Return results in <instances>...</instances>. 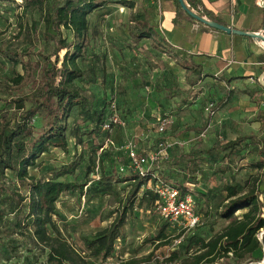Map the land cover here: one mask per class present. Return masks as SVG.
<instances>
[{"label": "rangeland", "instance_id": "374dc122", "mask_svg": "<svg viewBox=\"0 0 264 264\" xmlns=\"http://www.w3.org/2000/svg\"><path fill=\"white\" fill-rule=\"evenodd\" d=\"M143 1L133 0L130 8L106 0L104 7L89 14L90 45L79 59L85 73L76 82L92 100L73 110L68 118L66 135L70 147L75 145V155L79 153L84 158L76 168V179L85 186L82 191L73 188L61 192L55 202L53 219L61 234L87 256L89 264H115L132 257L141 259L149 253L153 254L149 264H154L155 258L161 259L172 250H179V262L184 248H188V252L194 251L201 240L225 224L226 221L215 217L216 209L227 201L224 184L235 185L240 193L258 185L257 192L264 204V192L259 191L264 183L262 169L252 165L264 159L258 152L264 148V96L258 95L252 106L242 109L235 117L214 110L211 106L214 95H201L197 84L190 85L194 74L186 75L185 70L166 53L152 47L149 38L136 42L131 40L128 24L132 17L143 15ZM19 2L0 1V46L22 50L29 45L23 43V33L16 35V24L21 20L23 24L34 22L36 35H30L33 51L49 53L51 43L42 40L44 27L39 13L27 11L20 16L22 7L17 6ZM188 18L193 19L189 15ZM64 34L70 38L68 32ZM17 68L20 70L19 66ZM3 74L10 75V62L0 56V75ZM0 97L7 98V95L1 92ZM110 102L115 105V114L121 122L113 123L109 130L99 126L95 129L98 115L95 117L93 112L99 114L101 110H107ZM1 108L9 112L13 109L12 104L0 100ZM163 118L168 121L161 131L159 126ZM241 135L250 137L239 153L224 156L217 149L204 151ZM169 136L173 138L168 140ZM160 141L164 142V149L152 160L150 156L157 151ZM130 144L148 158L150 168L159 162L161 172L172 170L177 180H184L189 187L207 192L211 213L207 219L204 211L199 214L198 210L199 224L189 230L182 229L162 219L155 207L157 199L152 189L140 187L125 213L113 253L102 259L100 255H91L92 247H88L87 242L93 240L96 232L108 226L130 203L127 196L132 180L99 181V164L106 172L115 169L122 176H129L134 171L127 154ZM194 150H202L196 155L197 170L192 169L191 163L187 167V158L181 156ZM75 155L72 149L66 154L60 148H51L37 159L38 165L30 172L48 178L53 168ZM62 178L69 179L68 176ZM147 186L151 187V184ZM15 187L22 194H27V187ZM241 212L235 211L230 218ZM5 218L0 222V264H40L44 261L42 248L36 246L26 233H11V215ZM263 233L264 230L258 232L259 239ZM160 234L166 238L157 239ZM177 238H181L179 245L174 243ZM11 246L14 250L10 249ZM260 255L256 252L250 263L241 264H264V247L261 258L257 260ZM21 256H25L24 259Z\"/></svg>", "mask_w": 264, "mask_h": 264}, {"label": "trees", "instance_id": "16d2710c", "mask_svg": "<svg viewBox=\"0 0 264 264\" xmlns=\"http://www.w3.org/2000/svg\"><path fill=\"white\" fill-rule=\"evenodd\" d=\"M113 1L122 6L133 7V0ZM173 1L176 11L182 12L178 1ZM186 1L194 8L192 2ZM105 3L106 0H20L17 3V6L22 7L20 16L25 15L27 11L39 13V20L44 27L42 40L51 43L50 51L47 54L39 50L33 51L30 35H36L34 22L23 24L21 20L16 24V35L23 33V43L29 45L22 50L0 46V56L10 62V75H0V93L7 95V98L0 97V100L12 104L13 107L11 112L0 109V222L11 215V233L20 235L26 233L36 246L42 248L45 260L40 264H89L87 256L81 254L61 234L53 217L56 212L55 202L61 192L73 188L82 191L85 186L76 179L78 175L76 168L84 158L79 153L75 155V145L70 147L66 132L68 118L73 110L91 103L92 100L76 80L82 78L85 73L79 65V59L90 45L88 16L95 9L104 7ZM65 31L70 34V38L64 34ZM128 31L133 42L149 38L152 47L174 59L186 70V75L194 74L190 85L200 79V69L197 68L199 65L191 64L187 59L183 60L172 52L167 40L156 32L146 17H132ZM219 78L226 83L229 81V78L224 76ZM227 97L228 94L213 103L211 105L213 109L221 108ZM112 103H108L107 110H101L99 114L93 112L95 117L98 115L95 129H99L98 126L103 129L102 125L106 118L115 112V105L111 108ZM249 137L237 136L217 146L212 145L204 151L211 152L217 149L222 151L224 156L236 154L247 145L245 141ZM51 148H60L66 154L72 149L75 156L53 168L48 178L31 173L30 169L38 165L37 159ZM201 151L194 150L181 154L187 158V167L191 163L193 170L198 169L195 159ZM258 152L264 156V148H260ZM252 165L262 169L261 173L264 176V159ZM165 173L161 172L159 162L149 167L144 174L134 170L129 176H122L115 169L106 172L104 166L99 164V181L132 180V182L127 196L130 203L120 210L108 226L97 231L93 240L87 242V246L92 247L91 255L96 257L100 255L104 259L113 253L114 241L119 235L125 213L133 203L136 193L140 187L151 189L147 185L152 186L157 181L175 185L182 194L190 193L196 206L200 207L196 209L197 212L199 210L200 214L204 211L205 217L207 219L210 217L211 206L207 204L209 201L207 192L195 190L189 187L186 181L177 180L172 170ZM64 176H68L69 179L63 180ZM15 185L27 187V194H22ZM256 187L240 193L235 185L224 184L223 190L227 201L220 204L215 211L216 219L226 221L221 229L207 239L201 240L194 251L188 252V248H184V255L179 262H177L180 257L179 250H172L161 259L155 258L154 264L250 263L256 257L254 256L256 252L261 253L257 259L259 260L264 247V233L261 239L257 234L264 230V204L257 192L258 185ZM259 191L264 192V183ZM153 194L157 199L156 194L154 192ZM237 210H242L240 215L230 218ZM160 238L165 239L166 236L160 234L157 239ZM10 249L14 250V246ZM152 256L153 254L149 253L141 259L132 257L119 260L115 264H149ZM21 257L24 259L25 256Z\"/></svg>", "mask_w": 264, "mask_h": 264}, {"label": "crops", "instance_id": "0c3cea01", "mask_svg": "<svg viewBox=\"0 0 264 264\" xmlns=\"http://www.w3.org/2000/svg\"><path fill=\"white\" fill-rule=\"evenodd\" d=\"M189 1L194 4L192 8L185 0L190 8L208 19L246 32H264V5L260 0ZM143 2L142 16L167 40L172 52L199 65L200 79L195 84L201 95L211 93L215 103L228 94L225 104L217 109L221 114L235 117L242 109L252 106L258 95L264 96L261 82L264 46L259 40L198 23L188 18L185 12L176 11L173 0ZM177 66L182 68L179 64ZM220 76L229 78V81L226 83ZM262 77L264 79V75ZM171 138L167 137L168 140Z\"/></svg>", "mask_w": 264, "mask_h": 264}, {"label": "built area", "instance_id": "2783aa9c", "mask_svg": "<svg viewBox=\"0 0 264 264\" xmlns=\"http://www.w3.org/2000/svg\"><path fill=\"white\" fill-rule=\"evenodd\" d=\"M264 75V72H263ZM262 75V76H263ZM261 76V82L264 84V79ZM111 108H114V104H111ZM168 121L167 118H163L159 130H163V124ZM121 122L117 115L114 113L110 114L103 124V128L110 129L113 123ZM164 149V142L160 141L157 143V151L150 157L155 160ZM128 158L130 165L134 170L140 174H144L147 169L151 166V162L144 155L137 152L132 144L128 146ZM152 191L156 194V209L159 216L170 222L179 225L182 229L189 230L199 223L200 215L196 210V203L193 196L190 193L182 194L178 187L172 184L164 182H155L151 187ZM181 238L174 240V243H179Z\"/></svg>", "mask_w": 264, "mask_h": 264}, {"label": "water", "instance_id": "95a60500", "mask_svg": "<svg viewBox=\"0 0 264 264\" xmlns=\"http://www.w3.org/2000/svg\"><path fill=\"white\" fill-rule=\"evenodd\" d=\"M179 3L180 8L186 13L188 14L191 18H193L194 20L201 22L213 29L216 30H222L226 33H234V34H239V35H248L256 40H261L264 42V32L260 31V32H246L243 30H238V29H234L230 26H226L224 24H221L215 20H211L208 19L202 15H200L199 13H197L196 11H194L192 8L189 7V5L185 2V0H177Z\"/></svg>", "mask_w": 264, "mask_h": 264}, {"label": "bare ground", "instance_id": "6f19581e", "mask_svg": "<svg viewBox=\"0 0 264 264\" xmlns=\"http://www.w3.org/2000/svg\"><path fill=\"white\" fill-rule=\"evenodd\" d=\"M260 3L264 5V0H260ZM259 42L264 46V42L259 40Z\"/></svg>", "mask_w": 264, "mask_h": 264}]
</instances>
